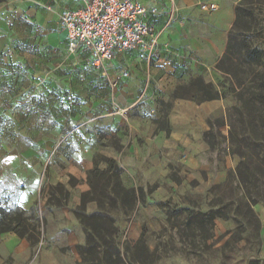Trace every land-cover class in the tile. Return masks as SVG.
Instances as JSON below:
<instances>
[{
    "label": "rangeland",
    "instance_id": "obj_1",
    "mask_svg": "<svg viewBox=\"0 0 264 264\" xmlns=\"http://www.w3.org/2000/svg\"><path fill=\"white\" fill-rule=\"evenodd\" d=\"M247 1L243 7L253 10V18L244 17L235 26L236 10ZM169 30L153 57L137 58L134 68L126 69L141 80L139 92L145 94L130 110L131 130L115 123L113 84L106 79L99 93L91 81L97 74L75 70L77 65L65 61L66 56L56 68L36 67L35 54L0 57L7 78L14 76L12 62L23 63L15 69L22 94L40 95L21 101L19 120L36 124L38 155L48 162L39 173L38 202L30 208H9L12 218L20 213L28 230H34L24 239L30 264H91L85 252L89 225L83 222L96 212L115 221L113 244L126 250L123 264H264V130L258 126L259 105L246 110L239 101L256 76L252 51L264 48V0H222L221 10L213 15L183 11ZM23 45L34 50L32 44ZM44 93L55 99L44 101ZM27 105L33 106L31 111ZM49 108L55 112L52 117L43 115ZM146 117L157 125L154 132H142ZM0 121L12 122L7 116ZM15 138L24 148L27 127ZM135 148L140 162L134 163ZM113 156L117 178L92 180L91 193L89 172L106 170ZM158 157L167 159L166 181L125 183L121 164L150 172L142 165ZM66 161L82 173L65 172ZM116 181L134 190L132 208L111 207ZM157 187L162 197L150 203ZM147 203L153 208L150 215L142 210ZM217 221H231V232L216 234ZM31 235L35 239L30 241ZM95 241L100 250H111L110 238ZM7 252L0 235V256ZM100 257L96 264H113Z\"/></svg>",
    "mask_w": 264,
    "mask_h": 264
},
{
    "label": "crops",
    "instance_id": "obj_2",
    "mask_svg": "<svg viewBox=\"0 0 264 264\" xmlns=\"http://www.w3.org/2000/svg\"><path fill=\"white\" fill-rule=\"evenodd\" d=\"M86 0H7L0 6V57L3 55L10 57H28L30 54H35V66L41 68L58 66V61L66 56L65 61H74L77 65L76 69H84L97 74V77L91 79L94 86H99V93L106 79L112 85L117 81V86L114 88L112 101L116 105L115 123L122 127H129L133 129L130 123V110L134 105L145 97L144 93L139 92L141 80L129 76L121 78V74L127 72V68H134L135 60L137 58H151L158 51L161 40L168 35L169 25H166L167 15L172 10H175V19L184 11L193 10L200 15H207L201 13L196 6L195 0H156L153 3L151 0H136L137 2L157 8V16L152 17L155 26L159 32L158 45L156 49L150 54H144L140 51H128L120 53L117 57L106 65L104 73L92 71L85 62V56L81 52L75 55H70L66 48L65 34L59 28V17L63 11H76L82 8ZM213 1L219 4L218 13L222 7V0H205ZM214 13V14H216ZM213 15V14H210ZM174 19V20H175ZM174 22V21H173ZM32 44L33 51L23 48V44ZM195 49L200 47L198 40L192 42ZM12 62L14 71L13 77L7 78L5 72V62H0V118L4 119L6 116L11 119V123H4L0 121V208H11L19 205L24 208L35 206L38 202L39 196V173L42 167H47L48 162L43 161L38 155L39 142L37 140V126L36 124H22L20 123V115L23 111L22 100L31 99L33 94L21 93V78L16 76V67L21 68L23 63ZM10 64V62L8 63ZM22 64V65H21ZM61 68L68 70V66L61 65ZM120 68H124L120 71ZM99 75V76H98ZM101 75H107L106 78H101ZM7 82V83H6ZM68 82H66L67 84ZM65 84V83H64ZM8 86V87H7ZM40 96V95H38ZM45 101L55 99L54 95L44 93L41 96ZM95 98V96H94ZM28 111H31L33 106L27 105ZM35 111V110H34ZM44 116L52 117L55 112L52 108L45 109ZM123 113L122 118L118 116ZM107 116V115H106ZM105 116V117H106ZM100 117V116H99ZM9 121V120H8ZM144 128L142 132H154L157 125L148 117L144 120ZM137 125V124H135ZM23 126L27 127L29 132V142L21 148L20 142L15 138V134L21 132ZM33 134V137H32ZM20 136V135H19ZM18 137V136H17ZM184 145H189L188 141ZM133 150L134 163L139 161V155ZM115 160V156L110 157ZM68 174H81L82 172L72 166L70 162L66 161ZM166 163L167 159L158 157L151 165L138 164L151 169L150 172L142 170L141 168H129L128 165H122L125 172V183H133L141 180L143 185L159 184L166 181ZM64 165V163L62 164ZM66 165V164H65ZM71 165V166H70ZM64 167V166H63ZM193 171L196 172V167L191 163ZM145 168V169H146ZM134 184V183H133ZM168 185V184H167ZM160 187L149 198L150 203L156 202L162 197ZM150 203H147L142 208L145 214H151L153 211ZM233 224L231 221H217L215 223V233L225 234L231 232ZM214 233V232H213ZM1 241L6 245L8 252L6 255L0 256V264H30V248L29 244L17 237L15 234L5 233L1 235ZM218 262V260H217ZM232 264H244L235 262Z\"/></svg>",
    "mask_w": 264,
    "mask_h": 264
},
{
    "label": "built area",
    "instance_id": "obj_3",
    "mask_svg": "<svg viewBox=\"0 0 264 264\" xmlns=\"http://www.w3.org/2000/svg\"><path fill=\"white\" fill-rule=\"evenodd\" d=\"M195 2L201 13L210 15L219 10L216 2ZM157 13V8L136 0H86L82 8L60 14L59 28L65 34L67 52L83 53L87 66L101 73L120 53L136 50L150 55L156 49L159 32L152 17ZM174 19L172 10L166 25ZM128 76V72L121 74V78Z\"/></svg>",
    "mask_w": 264,
    "mask_h": 264
},
{
    "label": "trees",
    "instance_id": "obj_4",
    "mask_svg": "<svg viewBox=\"0 0 264 264\" xmlns=\"http://www.w3.org/2000/svg\"><path fill=\"white\" fill-rule=\"evenodd\" d=\"M6 1L7 0H0V6ZM249 4L250 2L247 1L237 8L236 11L238 19L235 21V26L239 24L244 17L253 18V10L251 8L243 7L244 5ZM252 53L255 55L253 65L256 67V69L252 70V72H256V74H254L256 76H254V78L249 81L248 84H250V87L246 88L244 94L239 96V101L243 103L246 110L252 106L256 107V104L259 105V107H256V110L259 111L258 126L264 130V48L262 46H257L253 49ZM252 72H248V74L250 75ZM242 95L247 96L245 100H243L244 98H242ZM210 99H215V97ZM262 133L264 134L263 131ZM108 164V168L104 171L94 168L89 172V175L91 176V180L89 182L91 193L95 190L94 186L92 185V180H101L106 178L108 175L111 176V178L115 176L117 178L119 168L117 167L115 161L109 160ZM113 191L114 192L112 193L114 194V201L111 207L124 205L125 207L132 208L135 205L136 199L134 190L127 189L121 184V182L116 181ZM84 197L85 196H83L82 199L83 201ZM9 210V208H0V235L4 233H12L18 236L20 239L27 238V231L33 233V228L28 230L29 225L26 223V219H22L20 213L17 214L18 217L12 218L9 215ZM216 217H219V215L212 217V219H215ZM83 223L89 225V228L86 230L87 244L89 245V249L85 251L90 256L89 262H91V264H96L95 262L101 261L100 256L103 255L107 261H110L113 264H123V258L126 255V250L121 251L119 249V245L113 244V239H115L118 230L115 221L111 218V216L108 213L96 212L90 214L89 216H85ZM96 238L99 240L110 238L112 242L110 244L111 250H109L110 248L107 251L100 250L97 242L95 241ZM34 239V236L31 235L28 240L31 241ZM31 245H34V242H31ZM79 250H81V253L83 252L84 254L83 247H79ZM83 261L85 263L88 262L85 258Z\"/></svg>",
    "mask_w": 264,
    "mask_h": 264
}]
</instances>
